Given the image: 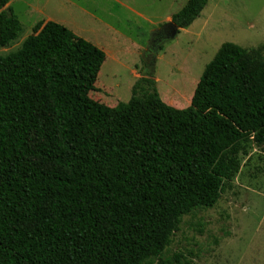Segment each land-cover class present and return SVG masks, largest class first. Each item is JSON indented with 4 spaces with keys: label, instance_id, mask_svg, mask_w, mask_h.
<instances>
[{
    "label": "trees",
    "instance_id": "trees-1",
    "mask_svg": "<svg viewBox=\"0 0 264 264\" xmlns=\"http://www.w3.org/2000/svg\"><path fill=\"white\" fill-rule=\"evenodd\" d=\"M210 0H188L189 28ZM0 0V47L21 32ZM106 56L54 22L0 57V264H190L166 256L186 216L213 209L264 152V60L223 44L188 107L165 104L153 68L114 108L89 94Z\"/></svg>",
    "mask_w": 264,
    "mask_h": 264
},
{
    "label": "rangeland",
    "instance_id": "rangeland-1",
    "mask_svg": "<svg viewBox=\"0 0 264 264\" xmlns=\"http://www.w3.org/2000/svg\"><path fill=\"white\" fill-rule=\"evenodd\" d=\"M24 1L11 0L21 32L9 47H0V57L16 52L33 34V20L63 23L104 52L89 97L109 108L128 103L149 68L161 100L177 110L188 107L205 67L226 43L259 51L264 60V0H210L173 38L167 27L188 0H83L91 17L52 4L43 17H29ZM239 159L230 188L213 209L182 219L166 256L177 254L190 264H264V152L249 139Z\"/></svg>",
    "mask_w": 264,
    "mask_h": 264
},
{
    "label": "crops",
    "instance_id": "crops-1",
    "mask_svg": "<svg viewBox=\"0 0 264 264\" xmlns=\"http://www.w3.org/2000/svg\"><path fill=\"white\" fill-rule=\"evenodd\" d=\"M83 0H25L24 6L26 7V13L29 14V17L34 15V13H38L41 17V14L45 11V8L48 4H52L55 10H73L79 11V16L86 15L91 17V14L88 13L83 6H81V2ZM7 7L11 9V0H9ZM12 10V9H11ZM47 22H54L51 18H46L45 20H33L32 29L38 24H46ZM56 23V22H54ZM65 27L62 23H56ZM66 28V27H65Z\"/></svg>",
    "mask_w": 264,
    "mask_h": 264
},
{
    "label": "water",
    "instance_id": "water-1",
    "mask_svg": "<svg viewBox=\"0 0 264 264\" xmlns=\"http://www.w3.org/2000/svg\"><path fill=\"white\" fill-rule=\"evenodd\" d=\"M167 29H170L172 38L176 36L178 29L173 24L169 25Z\"/></svg>",
    "mask_w": 264,
    "mask_h": 264
}]
</instances>
